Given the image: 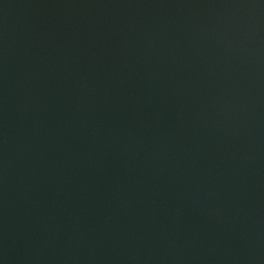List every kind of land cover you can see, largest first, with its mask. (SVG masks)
I'll use <instances>...</instances> for the list:
<instances>
[{"label": "water", "instance_id": "95a60500", "mask_svg": "<svg viewBox=\"0 0 264 264\" xmlns=\"http://www.w3.org/2000/svg\"><path fill=\"white\" fill-rule=\"evenodd\" d=\"M0 264H264V0H0Z\"/></svg>", "mask_w": 264, "mask_h": 264}]
</instances>
